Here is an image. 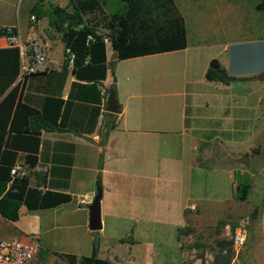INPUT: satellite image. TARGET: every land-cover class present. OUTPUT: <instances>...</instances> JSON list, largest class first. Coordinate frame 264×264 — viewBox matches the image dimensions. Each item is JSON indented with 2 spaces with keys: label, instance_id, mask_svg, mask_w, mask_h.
Wrapping results in <instances>:
<instances>
[{
  "label": "crops",
  "instance_id": "0c3cea01",
  "mask_svg": "<svg viewBox=\"0 0 264 264\" xmlns=\"http://www.w3.org/2000/svg\"><path fill=\"white\" fill-rule=\"evenodd\" d=\"M2 1L6 5H3L4 8L0 7V26L12 27L22 42L30 40L36 44L45 56L44 71L59 70L63 63V33L48 26L46 16L35 19L34 23L29 22V10L37 0H26L23 7L21 4L18 7H9L10 0ZM177 1H180L179 5ZM13 2L21 3L22 0ZM67 3V0H42L39 5L45 10L49 5L65 8ZM257 3L258 0H173L175 10L184 24L186 47L182 50L116 61L111 72L106 71L105 79L101 83V92L113 86L119 105L115 114L104 110L109 91L107 94L101 93L99 105L79 101H71L66 105L69 87L74 81L71 74H68L59 97L41 91L26 93L25 96L23 92L22 97H26L28 104L42 116L48 124V129L40 130L35 166L30 169L24 166L23 153H17L15 163L22 165L23 173L28 176L29 187L36 186L41 192L66 194L70 196V201L54 208L35 211L20 207L15 222L0 218V240L25 242L35 239L40 246L35 256L41 257L40 253L43 251L42 256L51 261L58 258L59 254L88 256L92 241L96 237L98 258L106 259L109 264H141L139 259L142 256L139 251L134 250V247L140 244L138 241L116 239V248L106 246L102 242L103 210H118V206L110 202V197H113L110 180L116 179L118 185V180L123 176L122 164L129 154L137 156L140 163V156L149 158L150 153L154 159L155 148L159 144L168 145L170 148L174 145L180 147L179 161L184 159L185 165L181 166V170L186 173V180L191 178L192 173H206L225 165L226 167L222 168L227 174L229 190L221 198L214 194L213 188L211 197L209 190L203 188L193 194L185 191V204L180 207L182 225L175 228L174 251L167 256L166 262L157 264H213L214 257L219 252L218 244L227 240L228 224L224 223L219 227L217 222L223 218L234 217L227 205L235 201V162L239 157H232V150L227 145L236 144L242 136L248 135L250 130H246L242 125L240 134L222 133L221 129L230 128V119H233L232 125L236 128L233 116H218L222 108L224 111L230 109L229 104H220L217 113L198 110L203 107L198 101L199 93L205 83L215 84L206 82L203 78L211 60H216L230 76L229 69L224 67L219 57L226 62L230 61L231 44L235 43L234 39H230L231 36L239 33H264V20L260 11L255 9ZM217 35H226V40L215 43L213 38ZM212 46H220V49L215 55L208 57L205 49ZM5 47L8 45L0 37V48ZM111 54L107 48V61H114L110 60ZM251 73L253 76L264 74V58L261 63L255 65ZM236 79L251 83L250 76ZM255 88L257 90L259 86ZM219 92L220 87L215 86L212 96L215 98ZM55 99L62 101L60 107L54 102ZM173 99L174 108L171 103ZM214 101L208 99L204 108L214 106ZM157 103L161 110H156ZM241 103L244 107L248 106L246 100ZM221 150L226 151L227 156L230 155L232 159L229 160V157L224 155L221 160ZM212 152L216 153L211 155ZM132 161L138 164L135 157ZM256 180L253 175L251 186H258L259 190L255 191L256 195L253 197L259 196L260 205L254 217L249 219L250 230H255L261 241L256 251L248 248L251 233L249 230L240 264H245V257L252 252L251 264H264V235L261 232L264 230V180L263 184L256 183ZM96 183H99L101 188V229L90 232L87 229L89 203L85 202V196L93 197ZM251 194L249 190L247 197ZM218 205H222V210L215 215L213 211ZM183 227H189L188 231L177 237V230ZM70 228L79 230L78 236L80 243H83V251L77 246L74 247L73 253L49 251L50 242L51 246L55 244L52 241L54 238L49 240L45 235L50 231ZM68 235L71 240H76V233L71 232ZM194 239L196 243L193 246H185V243ZM194 247L203 248L205 251L201 256L188 260L191 248ZM86 250L88 253L85 255ZM152 254L155 256L154 250ZM253 257L256 259H252Z\"/></svg>",
  "mask_w": 264,
  "mask_h": 264
},
{
  "label": "trees",
  "instance_id": "16d2710c",
  "mask_svg": "<svg viewBox=\"0 0 264 264\" xmlns=\"http://www.w3.org/2000/svg\"><path fill=\"white\" fill-rule=\"evenodd\" d=\"M41 1L37 0L29 13L35 19L46 16L48 26L63 33L64 49L71 52L73 59L70 68H67L64 55L59 70H42L25 75L21 82H16L18 49L13 46L0 48V218L7 222L18 219L20 207L35 211L70 201V196L66 194L41 192L36 186L29 187L28 176L24 173L13 177L9 175L17 153H23L26 168L35 166L40 130L48 129L42 116L28 104L26 97H22L23 92L25 96L26 93L41 91L59 97L68 74H71L74 81L70 84L65 104L79 101L99 105L101 93L114 91L110 86L101 92V83L106 71L111 72L116 61L186 47L184 24L173 0H67L65 8L49 5L45 10L39 5ZM255 9L264 11V0H258ZM103 38L108 44L102 42ZM107 48L116 54V60L107 61ZM203 78L206 82L223 85L237 80L229 76L216 60L209 62ZM54 102L59 107L62 104L59 99ZM248 190L249 183L243 177L235 186L234 199L246 200ZM222 225V221L217 222V226ZM186 231L188 228L178 229L177 234ZM218 245L219 252L213 264H227L229 255L224 246L230 247V242ZM97 250L98 240L95 237L88 256L59 254L57 257L64 264H109L106 259L97 257Z\"/></svg>",
  "mask_w": 264,
  "mask_h": 264
},
{
  "label": "rangeland",
  "instance_id": "374dc122",
  "mask_svg": "<svg viewBox=\"0 0 264 264\" xmlns=\"http://www.w3.org/2000/svg\"><path fill=\"white\" fill-rule=\"evenodd\" d=\"M25 2L26 0H22L21 3L15 4L13 0H10L8 3H10L9 7H18L20 4L23 7ZM179 2L177 1L178 5L180 4ZM0 5V7L4 8L3 5H6V3L0 0ZM259 13L261 14L262 20H264V12L260 11ZM213 39L215 43H220L226 40V35H217ZM230 39H234L233 41H235L234 44H231L230 61L226 62L221 57L219 59L222 61L224 67L229 69L230 76L238 79L242 76H250L251 83H244L239 80L230 82L227 86L216 83L207 85L205 83V85L201 86L202 92L199 93L198 99L199 103L203 106L202 108L199 107L198 110H210L211 113H217V108L220 104L226 106L227 103L229 104L228 107L230 109L224 111L222 108L219 110L220 114L218 116H233L236 128L234 129L232 125L234 123V121L232 122L233 119H230V128L227 130L221 129L222 133L230 135L240 134L243 130L242 125L246 127V130L247 128L250 130L248 135L242 136L236 144H225L231 148L232 153L230 155L232 157L237 156L240 158L244 155L248 156V168H245L238 161L235 162L237 176L234 177V184L237 185L236 183L245 177L249 183L250 193H252L244 201L235 200L233 203L231 202L227 205L231 213L234 214V217L220 220L223 224H228L226 243L229 242L233 229L241 220L244 221L243 227L246 234H248L251 223L249 217L256 214L260 205L259 196L257 198L253 197V195H256L255 191L259 190L258 186L253 188L251 181L253 180V175L257 179L256 183L263 184L264 180V74L253 76L251 73L255 65L261 63V59L264 58V33L260 32L251 35L239 33L231 36ZM219 49L220 46H212L206 48L205 52L210 57L215 55ZM213 86H219L221 89V92L215 98L212 96ZM255 86H259V88L256 90ZM256 96H259V98ZM208 99L215 100V105L209 107V109H205L204 106ZM245 100L248 103L246 107L241 103V101ZM156 101L158 102V98H156ZM233 101H235L234 104H232ZM171 103L172 108H174L175 100L173 99ZM160 108V105L157 103L156 110H161ZM215 153L212 152L211 155ZM224 155L227 156V152L221 150V155H219L221 160ZM230 155L227 156L229 160L232 159ZM134 157L137 159L138 164L132 161ZM134 157L129 154L125 158L126 161L122 164L124 168L123 176L118 180V185L116 179L110 180V184L113 186L111 187L113 189V197H110V202L118 206V210H103L102 242L106 246L116 248V239L126 238L125 240L127 241L133 239L140 243L134 247V250L140 252L142 258L139 259V262L141 264L147 262L150 264L166 262L167 256L174 251L175 228L176 226L180 227L182 225L180 207L185 204L186 193L193 194L203 188L209 190V193H211L209 196L211 197L214 189V194L219 195V198H221L229 190L227 174L223 169L226 166L221 164L223 166H219L210 172L192 173L191 178L186 180V173L184 170H181V166L185 165L183 164L184 159L179 161V146L173 145L170 148L168 145L164 146L159 144L155 148L154 159H152V153H150L149 158L140 156L142 160L140 163L139 158L137 156ZM103 200L105 201V199ZM221 210L222 205H218L213 212L217 215L221 213ZM71 232L77 234L75 241L71 240L68 235ZM261 232L264 235L263 229ZM78 233V229L71 228L50 231L45 235V238L48 237L49 240L54 238L52 241L55 244L51 246L52 242H50V248L48 250L52 252L73 253L74 247L77 246L80 247V251H83V243H80ZM177 235L179 236L181 233ZM260 241L261 238L256 236V231L252 230L249 234L248 248L256 251V248L260 246ZM194 243H196L195 239L190 240L189 243H185V246H193ZM245 246L246 243L243 244L236 258L229 245L224 246L225 252L229 255L228 263L233 261L234 264H238V262L240 264V257L245 250ZM191 249L188 260H193L195 257L201 256V253L203 254L205 251L203 248L199 249V247ZM153 250L155 256L152 254ZM84 253L86 255L88 253L87 250ZM252 253L245 257V264H251L250 255ZM40 255L41 257L39 258L35 256L31 263L64 264L59 258L52 259L51 261H49V258H44L42 256L43 251ZM252 259L256 258L253 257Z\"/></svg>",
  "mask_w": 264,
  "mask_h": 264
},
{
  "label": "built area",
  "instance_id": "2783aa9c",
  "mask_svg": "<svg viewBox=\"0 0 264 264\" xmlns=\"http://www.w3.org/2000/svg\"><path fill=\"white\" fill-rule=\"evenodd\" d=\"M28 20L30 23H34V15H29ZM0 37L4 39L8 46L18 49L19 70L16 82H21L25 75L43 70L45 56L36 44L30 40L22 42L16 35L15 29L7 26H0ZM102 42L108 44L106 38H103ZM64 55L67 59V65L70 66L73 55L68 49L63 50ZM21 173H23L21 164L14 163L9 170L11 177L20 175ZM91 200V196H85L86 203H90ZM243 225L244 221H239L229 238L230 247L235 258L246 240V231ZM38 249L39 245L35 239H28L25 242L0 240V264H28L33 260Z\"/></svg>",
  "mask_w": 264,
  "mask_h": 264
},
{
  "label": "water",
  "instance_id": "95a60500",
  "mask_svg": "<svg viewBox=\"0 0 264 264\" xmlns=\"http://www.w3.org/2000/svg\"><path fill=\"white\" fill-rule=\"evenodd\" d=\"M115 59H116V54L113 52L111 54L110 60H115ZM104 110L111 114H115L119 110V105L116 102L115 94L111 90H109L108 95L106 97ZM238 162L241 165H243L245 168H248L249 166L247 155L240 157L238 159ZM100 200H101V188L99 186V183H96L95 192L87 208V214H88L87 215V229L90 232H97L101 229Z\"/></svg>",
  "mask_w": 264,
  "mask_h": 264
}]
</instances>
